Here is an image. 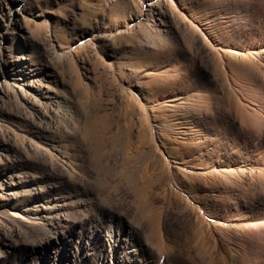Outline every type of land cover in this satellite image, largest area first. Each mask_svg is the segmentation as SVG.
I'll return each instance as SVG.
<instances>
[{"label":"rangeland","instance_id":"1","mask_svg":"<svg viewBox=\"0 0 264 264\" xmlns=\"http://www.w3.org/2000/svg\"><path fill=\"white\" fill-rule=\"evenodd\" d=\"M109 222L264 264V0H0V264H91Z\"/></svg>","mask_w":264,"mask_h":264},{"label":"bare ground","instance_id":"2","mask_svg":"<svg viewBox=\"0 0 264 264\" xmlns=\"http://www.w3.org/2000/svg\"><path fill=\"white\" fill-rule=\"evenodd\" d=\"M151 2L148 3V6L155 5V3ZM17 8H15V10ZM102 120L103 122H107V116L103 115ZM86 124L87 130L84 136L85 138L92 140L95 119L88 117L86 119ZM126 143L128 144L129 141ZM100 144L101 140L99 138H95L93 141V146L95 149H98ZM154 222V229H157L156 219H154ZM104 239L107 241L109 248L103 249V251L100 252L99 257L95 258V261L91 264H169L167 260H164L161 254H158L154 250H150L149 254H144L141 252L139 249L140 247L138 248L131 235L124 233L123 230H120L118 227H116L115 223L113 222H109L108 227L106 228ZM85 253L86 255H89L90 252L89 250L85 249Z\"/></svg>","mask_w":264,"mask_h":264}]
</instances>
